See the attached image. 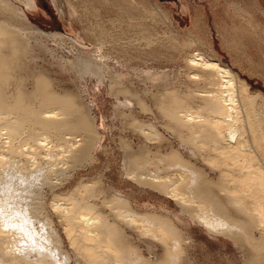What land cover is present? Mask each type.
I'll return each instance as SVG.
<instances>
[{
	"label": "bare ground",
	"instance_id": "6f19581e",
	"mask_svg": "<svg viewBox=\"0 0 264 264\" xmlns=\"http://www.w3.org/2000/svg\"><path fill=\"white\" fill-rule=\"evenodd\" d=\"M82 1L88 5L90 0ZM130 1L133 5H126L123 0H102L106 6L115 7L117 14L129 9L134 15L133 9L138 10L137 0ZM23 2L25 0H0V264H71V254L66 250L61 252L55 231L44 226L43 221H40L42 230H35L36 223L33 225L22 217L27 208L41 205L36 206L38 203L33 200L32 204L28 203L39 184L53 179L57 183L61 176L64 179L75 169L89 164L100 139L94 117L82 100L83 88L66 86L61 80L64 71L71 72L79 80L85 75L99 82L107 80L110 93L118 100L117 105L129 110L120 113L127 116L126 123L140 132L143 140L134 149L133 141L121 138L125 146L123 166L127 178L174 198L181 212L190 216L191 202H194L201 211L192 218L203 223L209 231L230 237L236 246L239 244L245 255L244 264H263L264 94L251 92L248 83L227 64L199 50L188 54L185 60L189 69L187 77L193 79L188 83H196V87L187 83H183L184 87L169 85L168 81L171 77L176 79V74L155 73L148 66L147 70L141 67L133 71L137 80L145 84L137 89L129 79L132 74L118 66L119 60H115L117 65L113 64L109 60L111 53H107L111 48H104L106 43L121 36L110 35L104 24L91 23L86 28L95 48L81 49L73 40L76 43H70L68 50H75V54L69 57L57 49L63 40L61 34L46 32L31 22ZM67 2L76 13L73 3ZM96 12L98 9L94 8ZM262 12L264 14V9ZM129 18L128 25L135 26V17ZM109 21L110 27L113 20ZM196 79L203 85L198 86L199 81L194 82ZM154 81H162L159 89L155 85V91ZM141 91L150 95L159 114L162 113V121L164 117L167 119L163 124L182 146L195 145L196 137L201 135L214 145L218 155L237 158L226 168L228 171L219 169L217 176L219 179L231 173L236 182L234 186L202 177L200 169L194 167L180 149L170 146L172 142L163 152L159 144L163 140L158 137H154L156 142L160 141L154 143L155 151L150 156L146 145H150L153 138L154 125L133 113L134 105L152 111ZM259 97L261 103L257 102ZM188 149L195 154L192 148ZM178 166L181 170L175 169ZM108 188L103 187L99 179L80 183L65 192L51 191V206L58 208L59 215L61 212L68 238L75 245L76 264H118L119 259L133 260L134 264H178L185 249L181 248L180 231L174 223L163 215L136 212L129 197ZM184 191L195 193L197 199L187 198ZM232 191L237 193L238 199L229 201L226 197ZM252 195L254 200L246 199ZM23 199L26 205H22ZM15 205L22 206V211L17 210L18 206L14 212ZM102 206L109 210L111 218L103 214ZM90 210L98 211L100 217L93 216ZM16 212L21 214L16 216ZM31 213L38 216L35 211L27 214ZM132 221L154 223L172 237V242L164 243L161 254L154 252L151 256H142L123 228V224L129 225ZM147 247L151 250L150 244Z\"/></svg>",
	"mask_w": 264,
	"mask_h": 264
},
{
	"label": "rangeland",
	"instance_id": "374dc122",
	"mask_svg": "<svg viewBox=\"0 0 264 264\" xmlns=\"http://www.w3.org/2000/svg\"><path fill=\"white\" fill-rule=\"evenodd\" d=\"M70 1L75 6L76 13L72 12L67 0H28V3L25 0L26 3L23 2V8L31 22L46 32L61 34L63 40L60 44L58 43L60 46L57 48L60 53H65L69 57H71L70 54H75V50H68L70 43L75 42L73 40L81 45V49L93 50L96 44L86 27L91 23L98 22L104 24V28L113 37H122L118 38L119 40L116 38L114 41L106 43L104 48L108 50L111 48L107 53H111L110 56L113 58L109 60L113 64L117 65L115 60H119L118 66L123 68L127 74H132L129 79L137 89L145 84L143 85L144 82L137 80L133 71L139 70L141 67L142 69L146 67L147 70L148 66L149 68L152 67L155 73L165 71L171 76L176 74L177 78L171 77L168 81L169 85L174 83L177 87L180 85L184 87L183 83H187L192 88L196 87L194 85L196 83H188L189 80L192 81L193 79L187 77L189 69L185 60L188 54L199 50L207 56L216 57L221 63L227 64L248 83L251 92L260 91L264 94V14L262 12L264 0H135L137 5H134L138 6V10L133 9L134 15L129 13V9L124 14H117L118 10L115 7L106 6L102 0L93 2L90 0L88 5H84L82 0ZM123 2L126 5L128 3L133 5L130 0H123ZM94 8H97L98 12L94 13ZM128 16L135 17V26L128 25L127 20L130 19ZM110 19L113 20V24L109 27ZM108 39L111 40L110 37ZM48 43L50 44L52 41L49 40ZM117 55L119 56L117 57ZM61 76V80L66 86L74 89L83 88L81 91L83 93L80 92L81 97L84 103L88 105L90 115L94 117L100 139L94 149V158L89 164L75 169L70 173L71 175L69 174L70 176L68 175L69 177H66L67 174L64 175L66 177L64 179L61 176L57 183L53 179L51 182L39 184L38 191L28 203L32 204L34 201L35 204L38 203L36 206L41 205L26 209V212L28 210L27 213L35 211L38 216H34V213L31 215L25 212L26 214L24 213L22 216L25 217V219L23 218L24 221H30L33 225L36 223L34 225L35 230L38 228L42 230L40 221H43L44 226L57 233L60 239L61 252L68 251L71 254V264H76L78 258L75 256V245L71 244L68 238L65 220L61 218V212L59 215L58 208L51 206V191L65 192L67 189L88 180L97 181L100 179L103 187H109L108 189H114L129 197L130 205L136 212L163 215L174 223L176 229L180 231L181 248L185 249L181 253L178 264H244L245 255L239 244L236 246L230 237L223 236L219 232L209 231L203 223L192 218L198 211H201L194 202H191L192 215L190 216L188 213L181 212V207L174 198L163 196L154 191L152 187H143L126 177L123 166L125 146L121 138L133 141L134 145L131 146L136 149L143 140V135L140 136V132L137 130L136 132L131 124L126 123L127 116H123L125 114L120 112L121 110L126 112L129 110L117 105L118 100L109 91V82L107 80L99 82L95 77L86 75L82 80H79L68 71L61 73ZM195 81L199 80L196 79ZM148 83L149 81H147ZM159 83H154V91L155 85L158 89L160 88ZM202 85L203 83L199 81L198 86ZM141 92L149 105L151 104L152 111L134 105L135 111L133 110V113L135 112L134 114L139 118L150 121L154 125L153 138L149 141L150 145H146L150 156L155 151L154 146L156 145L154 143L157 144L163 140L159 144H161V150L164 152L169 149L168 145L172 142L173 145L170 146L180 149L188 161L200 169L202 177L213 179L211 182L234 186L236 182L231 173L230 175L229 173L222 175L219 179L217 176L219 169L228 171L226 168H230L231 163L237 161V158L218 155L212 147L214 145L206 141L201 135L196 137L195 145H190V143L182 146L183 144H180L179 139L163 124L166 118L164 117L162 121V113L159 114L160 111L155 107L154 101L150 100V95L146 93L144 95V92ZM121 99L123 98L121 97ZM256 99L258 101H255L258 103L262 102L261 97ZM154 137H158L160 140L156 142L155 139L157 138ZM188 148H192L195 154L192 155ZM224 164L230 165L225 166ZM181 168L178 166L175 169L181 170ZM60 180L62 181L60 182ZM55 184L57 185L55 186ZM95 186L97 185L95 184ZM184 192L187 193V198L197 199L195 193ZM236 197L237 193L232 191L228 192L226 198L231 201ZM254 198L252 195L246 199L254 200ZM22 205H26L24 199ZM101 208L104 209L103 214L111 218L109 210L103 206ZM12 209L21 212L23 207L15 205V209ZM36 210L40 211L36 212ZM19 212H16V216L21 214ZM90 212L93 216H97L99 213L94 210H90ZM57 213L60 217L56 216ZM98 216L100 217V214ZM227 221H231V219H227ZM123 228L134 240L133 243L144 257L151 256L154 252L161 254L164 243L172 242V237L167 232L158 229L151 222L132 221L129 225L123 224ZM151 243H154V246ZM148 244L151 245L153 252L150 249L148 251ZM117 263L134 264L135 261L119 259ZM261 263L264 264V257H262Z\"/></svg>",
	"mask_w": 264,
	"mask_h": 264
}]
</instances>
